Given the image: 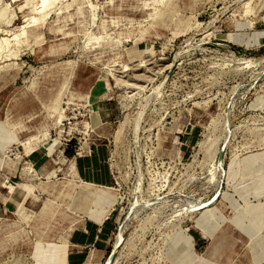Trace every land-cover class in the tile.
<instances>
[{
    "label": "rangeland",
    "instance_id": "374dc122",
    "mask_svg": "<svg viewBox=\"0 0 264 264\" xmlns=\"http://www.w3.org/2000/svg\"><path fill=\"white\" fill-rule=\"evenodd\" d=\"M27 1L0 0V264L107 216L84 264H264V0ZM98 151L110 186L78 176Z\"/></svg>",
    "mask_w": 264,
    "mask_h": 264
},
{
    "label": "crops",
    "instance_id": "0c3cea01",
    "mask_svg": "<svg viewBox=\"0 0 264 264\" xmlns=\"http://www.w3.org/2000/svg\"><path fill=\"white\" fill-rule=\"evenodd\" d=\"M94 158L75 157L78 176L85 181L110 186L112 184L110 167L102 163L99 151L94 154ZM114 229L115 224L111 216H107L102 222L96 217L88 218L73 229L64 241L65 264H84L90 256L102 257L110 247L109 241Z\"/></svg>",
    "mask_w": 264,
    "mask_h": 264
},
{
    "label": "bare ground",
    "instance_id": "6f19581e",
    "mask_svg": "<svg viewBox=\"0 0 264 264\" xmlns=\"http://www.w3.org/2000/svg\"><path fill=\"white\" fill-rule=\"evenodd\" d=\"M30 1H32V0H28L26 3L30 2ZM57 1L58 0H40V4H38V5H39L41 10H43L44 12H47L57 3ZM34 8H36V6ZM29 25L30 26L28 27L29 28L28 31H34L40 27V25L36 21H31L29 23ZM212 199H213V196L210 200L200 203V205L198 206V208H196V210H202V208L205 209V207L207 208V206L210 205ZM120 243H121V237L119 238V240H117V244L115 246V252H116V249L119 247ZM110 259H109L108 264H110V262L112 260V259L111 260Z\"/></svg>",
    "mask_w": 264,
    "mask_h": 264
},
{
    "label": "water",
    "instance_id": "95a60500",
    "mask_svg": "<svg viewBox=\"0 0 264 264\" xmlns=\"http://www.w3.org/2000/svg\"><path fill=\"white\" fill-rule=\"evenodd\" d=\"M224 150H225V145L221 147L219 154H218V160L221 162L223 161V155H224ZM225 170H223V175L219 184V190L218 192L213 196V199L210 203V205H208L207 207H210L221 195L222 191H223V187H224V182H225ZM206 208V207H205ZM204 209V208H202Z\"/></svg>",
    "mask_w": 264,
    "mask_h": 264
}]
</instances>
